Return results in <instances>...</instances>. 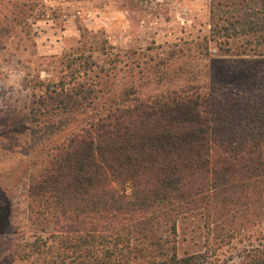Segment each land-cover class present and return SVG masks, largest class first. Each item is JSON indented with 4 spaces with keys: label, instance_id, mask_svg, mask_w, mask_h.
Wrapping results in <instances>:
<instances>
[{
    "label": "trees",
    "instance_id": "trees-1",
    "mask_svg": "<svg viewBox=\"0 0 264 264\" xmlns=\"http://www.w3.org/2000/svg\"><path fill=\"white\" fill-rule=\"evenodd\" d=\"M225 21L236 33L264 31V0L225 2L213 19L217 39ZM206 60L207 83L160 94L95 81V108L63 143L48 146L47 167L30 184L35 220L48 221L56 244L47 264H210L219 257L213 244L178 257L167 237L193 211L205 213L207 230L254 215L257 245L239 257L264 264V60ZM90 87L48 86L28 128L31 149L67 124L50 112L82 108Z\"/></svg>",
    "mask_w": 264,
    "mask_h": 264
},
{
    "label": "rangeland",
    "instance_id": "rangeland-1",
    "mask_svg": "<svg viewBox=\"0 0 264 264\" xmlns=\"http://www.w3.org/2000/svg\"><path fill=\"white\" fill-rule=\"evenodd\" d=\"M227 1L0 0V264H47L55 255L51 225L35 220L30 184L47 167L48 146L63 143L95 108V81L140 83L142 95H154L207 83L206 59L213 54L264 60V31L236 33L239 28L225 21V36H214L213 19ZM80 81L92 90L82 108L51 111L52 120L67 124L31 149L28 128L37 100L48 86L69 89ZM246 219L207 230L205 213L193 211L178 216L174 234L160 232L173 239L178 257L201 251L208 241L219 253L210 264H254V257H239L240 249L257 245L256 218ZM230 227L234 233L242 228L243 236L221 237Z\"/></svg>",
    "mask_w": 264,
    "mask_h": 264
}]
</instances>
